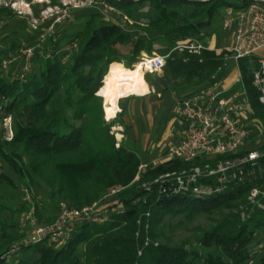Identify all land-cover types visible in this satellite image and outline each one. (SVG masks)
I'll use <instances>...</instances> for the list:
<instances>
[{"label": "trees", "instance_id": "1", "mask_svg": "<svg viewBox=\"0 0 264 264\" xmlns=\"http://www.w3.org/2000/svg\"><path fill=\"white\" fill-rule=\"evenodd\" d=\"M96 1L111 5L135 30L90 11L77 30L72 24L49 35L29 63L30 71L0 73V119L12 118L14 129L12 140L0 136V192L31 185L43 192L46 185L50 191L43 192L32 213L37 222L48 214L44 222L49 225L57 220L49 216L61 202L82 210L113 190L119 191L118 200L98 210L106 222H79L62 247L49 239L26 244L21 227L31 233V223L25 224L24 214L20 222L11 219L24 213L27 203L20 209L0 203L5 217L0 221V264H264V246L258 247L264 239V209L248 200L251 188L240 186L207 199L162 194L159 186L146 191L142 184L188 165L165 160L139 174L140 157L123 143L117 146L112 133L116 125L127 127L122 116L106 122L97 96L114 63L132 70L143 54L166 56L181 44L221 39L226 11L240 9L243 0ZM8 15L0 11V23ZM15 26L13 36L0 41V64L20 42L31 45L40 34L25 21ZM231 56L226 49L173 52L163 76L144 79L182 101L224 80L234 65ZM238 67V87L246 92L251 117L264 124V106L252 85L254 65L242 59ZM48 167L56 177L46 176ZM205 214L212 224L193 244L159 241L167 217L191 220Z\"/></svg>", "mask_w": 264, "mask_h": 264}, {"label": "built area", "instance_id": "2", "mask_svg": "<svg viewBox=\"0 0 264 264\" xmlns=\"http://www.w3.org/2000/svg\"><path fill=\"white\" fill-rule=\"evenodd\" d=\"M100 3L105 10L115 11L108 3ZM241 6L236 11L228 9L225 14L223 27L231 32V45L226 50L232 53L231 60L237 66L242 59H248L254 65L252 85L264 106V59H260L256 65L253 60L264 48V0H243ZM125 19L131 22L127 17ZM203 49L204 46L196 41L178 45L171 53L189 51L199 54ZM170 54H143L140 65L145 72L161 73ZM241 83L242 74H239L236 84ZM226 93L214 86L178 101V112L186 126L181 140L168 145L162 158L142 164L139 174L151 165L159 166L165 160H178L188 167L165 172L153 181L142 184L143 189L150 191L153 186H159L162 194L207 199L229 193L240 186H249L248 200L264 209V124L251 117L244 88L231 96H226ZM138 178L139 175L136 180ZM25 202L29 203L28 200ZM241 217L246 218L244 211ZM107 220L94 207L77 210L61 205L57 221L40 226L33 213L29 212L24 222L31 223V233L25 243L49 239L57 247H62L79 222L103 223Z\"/></svg>", "mask_w": 264, "mask_h": 264}, {"label": "rangeland", "instance_id": "3", "mask_svg": "<svg viewBox=\"0 0 264 264\" xmlns=\"http://www.w3.org/2000/svg\"><path fill=\"white\" fill-rule=\"evenodd\" d=\"M189 8H192V6H189ZM0 11H7L9 14L7 17H4V19L0 23V41H2L3 38L6 37L8 38V36L10 37L13 36L12 32L13 30H15L14 29L16 28L15 25L18 22L25 21L33 29H36L38 32H40L38 38L35 39L33 44L30 45L29 43L20 42V45L19 47H17V50L15 51L14 54L10 55L9 58H5V57L2 58V62L0 64V73L12 72L14 75L15 74L21 75L30 71L32 67L31 65H29V63L33 59V56L37 51V49L47 42V37L49 35L53 36L57 34L61 28L70 27V25L72 24L76 25L75 30H77L78 27L81 25V22L85 20L84 19L85 16H87L90 11H99L109 20L121 24L124 29L135 30L136 28V26L133 24L132 21L129 22L127 19H125V17L120 15V13L107 11L104 9V7L100 2L97 1L96 3L93 0H57V3L55 4L53 3V0H41V1L40 0H0ZM224 12L225 10L222 9L221 14L224 15ZM10 18H14V19H10ZM221 21L222 20L216 23L217 24L216 26L218 27L222 26ZM216 26L215 28H218ZM220 33H221V39L217 37L218 39L216 41V44L223 41V39H227L229 36V32L226 31L224 27L222 28ZM214 39L215 37H211L210 39L208 38L209 42H207V44L204 42H200L204 46L203 50L217 49L214 48L215 46L213 47V44H208V43H214ZM196 41L197 40L193 41L192 43H195ZM123 52L126 53V51L124 50ZM140 63L141 62L139 61L138 64ZM135 67L132 70H134ZM143 72H144V78L145 76H151L152 79H154L157 76H163L164 74V70L161 73L145 72L144 70ZM103 85H104V81H103ZM147 85L151 91L149 95L145 97H140V96L138 97L136 95H131L121 98L118 101V106L120 108V111L117 113L115 117H112L111 119H108L107 116L105 115L106 114L105 99L100 95H98V93L97 96L102 101L101 103L103 108V115H104L103 117L106 122H110L111 120H114L118 115H121L122 118H124L125 116L129 117L130 116L129 111L131 110L130 108L133 105L132 103L133 101L140 100V102L138 103L141 107L142 106L141 103H143L145 100L147 101L151 100L152 103H154V110H156V108L158 107L157 108L158 113L154 114V154L157 155L159 154L162 158L163 156L161 154L163 155L165 154L166 148L168 147L169 143H173L178 137L176 135L178 133L183 132L185 128V123L183 122L182 118L179 115L177 108L178 102L177 101L174 102L170 94L160 93L155 88L150 87L148 83ZM159 95L161 97H159ZM144 103L146 104L147 102ZM159 103H160L159 106H155ZM1 114L2 113L0 112V115ZM130 129H131L130 126L123 127L122 129V126H118V125H116L112 129V133L115 136L118 143L117 146L121 144V142L118 140L119 136L121 135L123 136V134L124 135L130 134L131 132ZM0 136H3L4 139L8 141L12 140L14 136L12 118L9 117L7 119H0ZM81 156L82 154H79L77 157L80 158ZM47 169L48 170L46 172V176L48 178L56 177L55 176L56 173H54V171L51 170V168L48 167ZM138 180L139 178L135 181ZM91 185L93 186V184ZM44 187L45 189H43V192H46L47 190L50 191L46 185ZM89 188L93 189L94 187L90 186ZM5 190L2 189V191L0 192V203L6 204L8 207L10 208L15 207L16 209H20L23 203L26 204L25 200H28L29 202L27 203L29 208L24 213H20V214L16 213L15 216L13 214L11 220H15L16 222L18 221L20 222L22 214H24L23 215L24 218L22 220L25 221L26 217L28 216V213L32 212V209L36 206V203H38L41 197H43L45 194V193L43 194L42 190H37L36 187L32 185L31 187L29 186L19 187L16 188V190L7 189L6 190L7 193L5 192ZM94 190L95 189L91 190V192H93ZM118 192H119L118 190H113L110 193L108 192L103 196H101L92 205L87 207L85 206L84 208L94 207L95 210H101L106 206L114 205L118 200ZM61 205H65L66 207H68V204L66 202H61L60 207ZM59 210L60 209L58 208L54 210L53 213L51 214L52 216L49 217L50 218L56 217L58 219ZM8 212L10 211L8 210L7 213ZM47 215L43 216L42 218L43 220L38 221L40 226L49 225L44 222L46 218H48ZM3 218L5 217L0 216V221ZM9 218H11V216L8 215V219ZM216 218L217 216L215 217V219ZM211 224H212V220H210L206 214L200 215L191 220H187L181 216L176 218L167 217L162 224L163 226L161 233L163 234V236L162 238L159 239V241L163 243H169L172 246L184 244L187 242L193 244V241H195L198 237H200L203 234V231L207 230ZM25 228L26 226L23 225V227H21L20 233H22L25 236V238L23 239L26 238L28 239L30 233H28V231H26ZM259 241L260 242L258 247L264 246V239L261 238Z\"/></svg>", "mask_w": 264, "mask_h": 264}, {"label": "crops", "instance_id": "4", "mask_svg": "<svg viewBox=\"0 0 264 264\" xmlns=\"http://www.w3.org/2000/svg\"><path fill=\"white\" fill-rule=\"evenodd\" d=\"M217 38L214 39V43H208L213 44L214 48H217V50L221 49H227L231 45V32H229V36L227 39H223L221 43L216 44ZM209 42V40L207 41ZM212 47V48H213ZM264 59V48H262L253 58L256 63L260 60ZM233 61V60H232ZM116 64V63H114ZM121 65V64H120ZM112 66V65H111ZM124 67L123 65H121ZM241 74V71L239 67L235 64L232 66L231 70L227 73L224 80L217 83L215 86H218L220 90L227 91L226 96H231V94L235 93L236 91H240L241 88L238 87L237 80L238 76ZM149 88V87H148ZM151 93L150 88L148 92L140 97H145ZM168 94L172 96L173 101H176L175 94L173 92L168 91ZM159 97H161L159 95ZM145 100V99H144ZM143 100V101H144ZM142 101V100H141ZM162 101V100H161ZM160 101V103H161ZM138 101H133V105L131 106V110L129 111V117H124V123L126 126H130V134H123V136H119L118 140L123 143L128 149L136 152L138 156L141 159V162L143 164H149L155 159L161 158V156L158 154H154V114L158 113L157 108L154 110V103H152L151 100H145L144 102H147L146 104L143 102L141 103L142 106L140 107ZM157 104L155 106L160 105ZM118 105V104H117ZM119 108V106H118ZM120 111V108L118 109ZM117 111V113L119 112ZM116 113V115H117ZM115 115V116H116ZM114 116V117H115ZM120 126V125H118ZM186 128V126H185ZM185 128L183 132L178 133L176 136L177 139L173 143L170 144H177L185 131ZM123 129V127H122ZM127 129V128H126ZM121 131V130H119ZM156 152V150H155ZM163 156V154H161ZM155 156V157H154Z\"/></svg>", "mask_w": 264, "mask_h": 264}, {"label": "bare ground", "instance_id": "5", "mask_svg": "<svg viewBox=\"0 0 264 264\" xmlns=\"http://www.w3.org/2000/svg\"><path fill=\"white\" fill-rule=\"evenodd\" d=\"M148 90L140 64L136 65L134 70L126 69L120 64H113L104 78V85L98 95L105 99V115L111 119L119 111L117 104L121 98L131 95L139 97L146 94Z\"/></svg>", "mask_w": 264, "mask_h": 264}]
</instances>
